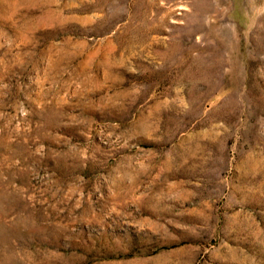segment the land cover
Here are the masks:
<instances>
[{
  "label": "rangeland",
  "instance_id": "1",
  "mask_svg": "<svg viewBox=\"0 0 264 264\" xmlns=\"http://www.w3.org/2000/svg\"><path fill=\"white\" fill-rule=\"evenodd\" d=\"M0 264H264V0H0Z\"/></svg>",
  "mask_w": 264,
  "mask_h": 264
}]
</instances>
